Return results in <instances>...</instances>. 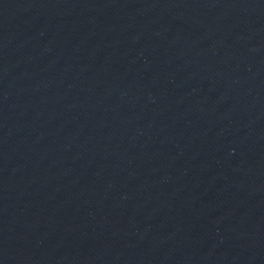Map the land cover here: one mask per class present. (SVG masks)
Masks as SVG:
<instances>
[{
    "label": "water",
    "instance_id": "obj_1",
    "mask_svg": "<svg viewBox=\"0 0 264 264\" xmlns=\"http://www.w3.org/2000/svg\"><path fill=\"white\" fill-rule=\"evenodd\" d=\"M0 264H264V0H0Z\"/></svg>",
    "mask_w": 264,
    "mask_h": 264
}]
</instances>
